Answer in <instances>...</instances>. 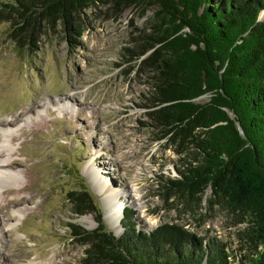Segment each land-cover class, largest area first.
<instances>
[{"label":"rangeland","instance_id":"1","mask_svg":"<svg viewBox=\"0 0 264 264\" xmlns=\"http://www.w3.org/2000/svg\"><path fill=\"white\" fill-rule=\"evenodd\" d=\"M121 8L109 2L88 8L81 15L84 31L77 44L57 29L42 35L34 51H19L9 23L0 20V123L11 122L4 133L12 137V158L20 162L10 167L17 181L0 191L25 186L4 195L25 200L10 206L6 216L0 213V235L5 233L0 236V264H85L88 246L68 224L92 230L98 222L94 213L78 216L67 197L85 184L105 214L101 195L86 176L90 161L111 190L130 194L116 230L103 219L113 235L122 233L120 222L128 208L135 229L150 231L167 222L231 248L240 245L236 234L244 224L233 225L232 216L207 208L209 188L200 206L205 213L201 226L160 194L162 180L176 176V154L151 118L156 72L141 63L153 50H145L146 37L162 21L160 7L150 0L145 6ZM263 19L264 9L258 14ZM206 100L203 95L198 102ZM131 188L138 193L137 202ZM85 215L92 217L90 227L81 220ZM148 218L156 223L148 224Z\"/></svg>","mask_w":264,"mask_h":264},{"label":"trees","instance_id":"2","mask_svg":"<svg viewBox=\"0 0 264 264\" xmlns=\"http://www.w3.org/2000/svg\"><path fill=\"white\" fill-rule=\"evenodd\" d=\"M152 1L162 21L147 35L145 50H153L141 63L156 72L151 118L176 154V176L162 180L160 194L201 226L209 188L207 208L244 224L240 245L167 222L135 229L128 208L113 235L85 184L67 199L78 216L94 213L98 226H68L88 246L85 264H264V0ZM108 2L126 9L150 0H0V20L19 51H34L57 29L77 44L82 13Z\"/></svg>","mask_w":264,"mask_h":264},{"label":"bare ground","instance_id":"3","mask_svg":"<svg viewBox=\"0 0 264 264\" xmlns=\"http://www.w3.org/2000/svg\"><path fill=\"white\" fill-rule=\"evenodd\" d=\"M10 123H11L10 121H1L0 123V126L2 127L1 128L2 132L0 133V154H5V157L10 159L6 163V159L0 157V188L3 187L4 184H10L17 181V175L10 169V167L20 165V162L17 159L12 158V150L10 149V145H9V142L12 140V137H7V135L4 133V131L7 129V125H9ZM89 163H90V168L86 171L88 174L86 175L88 178V182L95 188L94 190H96V192L101 195L102 201L104 202L103 204L105 206L104 218L106 222H108L111 225V227L114 230H116L117 229L116 227L119 224L118 221L122 215L120 209L124 205L123 201L125 198L130 196V194L128 193L127 195L126 191L121 189L111 190V188L108 186L107 181L102 178V172L94 167V163L92 164L91 161ZM91 167L92 170H90ZM102 179L106 182L102 181ZM132 186L135 187L133 184ZM24 187L25 186L23 185L17 188L5 187L0 191V194L3 195V201L0 203V213H5L3 215L6 216L7 209L10 206L17 205L21 201L25 200L22 197L9 198L7 196H4L8 193L23 190ZM135 190H136L135 188L132 189V191L134 192V194L132 195L134 197L133 201L137 202L140 198ZM9 218H10L9 215H7V219ZM81 220L87 222V226L89 227L92 224V217L90 215L83 216ZM147 223L153 225L156 223V221L152 220L151 218H148ZM4 234L5 233L3 231L0 236L2 237L4 236Z\"/></svg>","mask_w":264,"mask_h":264},{"label":"water","instance_id":"4","mask_svg":"<svg viewBox=\"0 0 264 264\" xmlns=\"http://www.w3.org/2000/svg\"><path fill=\"white\" fill-rule=\"evenodd\" d=\"M156 4L160 7V5H159L158 3H156ZM160 8H161V7H160ZM159 10H160V9H159ZM159 10H158V11H159ZM158 11H157V12H158ZM186 30H187V29H186ZM238 127H239V126H238ZM239 131H240V133H243L242 130H241L240 128H239ZM82 188H85V187H83V185H82ZM86 189H87V188H86ZM87 190H88V189H87ZM88 191H89V190H88ZM89 192H90V191H89ZM90 194H91V193H90ZM92 197H93V196H92ZM102 218L104 219V214H103Z\"/></svg>","mask_w":264,"mask_h":264}]
</instances>
